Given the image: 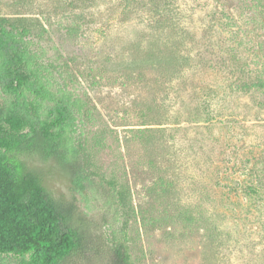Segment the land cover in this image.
I'll use <instances>...</instances> for the list:
<instances>
[{
	"label": "rangeland",
	"instance_id": "obj_1",
	"mask_svg": "<svg viewBox=\"0 0 264 264\" xmlns=\"http://www.w3.org/2000/svg\"><path fill=\"white\" fill-rule=\"evenodd\" d=\"M64 7L0 0V13L57 17ZM81 11L90 19L82 44L65 43L55 30L52 37L76 68L107 70L93 92L100 115L77 135L94 168L125 189L123 213L110 222L125 231L132 262L264 264V9L254 0H87ZM161 13L168 22L158 28ZM128 68L145 79L118 81ZM166 73L189 86L178 90L181 81L165 80ZM193 83L207 94L199 121L187 122L180 117L191 109ZM151 102L154 121L146 113ZM41 170L55 197H70L61 170ZM76 197L94 215L90 196ZM21 260L7 254L0 264Z\"/></svg>",
	"mask_w": 264,
	"mask_h": 264
},
{
	"label": "trees",
	"instance_id": "obj_2",
	"mask_svg": "<svg viewBox=\"0 0 264 264\" xmlns=\"http://www.w3.org/2000/svg\"><path fill=\"white\" fill-rule=\"evenodd\" d=\"M86 1L59 0L66 7L57 17L0 13V259L12 254L22 258L20 264H134L125 231L110 222L123 213L125 189L94 168L87 143L77 135L80 124L100 115L93 92L107 70L102 65L76 68L73 55H66L52 37L55 30L65 43L84 42L90 21L81 11ZM254 2L264 9V0ZM166 18L158 14L154 24L159 28ZM119 74L116 79L123 82L134 74L136 80L145 79L142 70ZM173 79L181 81L178 90L189 86L166 73L165 80ZM191 85L194 106L191 102L180 118L196 122L198 104L207 93L203 85ZM173 90L169 87L161 99ZM146 113L149 121L156 120L152 102ZM43 164L61 170L70 183L69 198L48 190ZM77 192L96 204L94 215L81 211Z\"/></svg>",
	"mask_w": 264,
	"mask_h": 264
}]
</instances>
